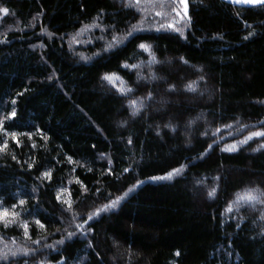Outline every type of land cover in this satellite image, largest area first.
<instances>
[{
	"label": "trees",
	"instance_id": "obj_1",
	"mask_svg": "<svg viewBox=\"0 0 264 264\" xmlns=\"http://www.w3.org/2000/svg\"><path fill=\"white\" fill-rule=\"evenodd\" d=\"M0 9V208L17 214L0 240L18 253L0 264H264V136L239 143L264 132V5L188 0L183 31L135 33L116 0ZM98 23L128 37L72 45Z\"/></svg>",
	"mask_w": 264,
	"mask_h": 264
},
{
	"label": "rangeland",
	"instance_id": "obj_2",
	"mask_svg": "<svg viewBox=\"0 0 264 264\" xmlns=\"http://www.w3.org/2000/svg\"><path fill=\"white\" fill-rule=\"evenodd\" d=\"M120 6H130L133 7L136 11L139 12V19L137 23L131 28L133 33L137 32V30H175V28H179L180 31H183L186 28L189 19V9H188V0L187 2V15H184L185 7L183 4L179 3L178 0L174 2V0H139V3H136V0H116ZM175 9V11H174ZM1 11V9H0ZM179 11L180 15L178 16L176 12ZM159 12L162 15L157 16L156 13ZM5 13L2 11L0 17ZM165 25V27H161V25ZM168 24H173L174 28L166 27ZM98 27H88L87 30L76 33L71 38V43L74 47H79L88 44H95L96 40L100 41V43H106L109 45L112 43L113 45L118 44L128 37L126 34H108L106 28L98 24ZM101 32L100 34L98 32ZM101 35L103 38L101 39ZM97 36V37H96ZM118 39V43H113V37ZM80 50V49H78ZM84 49H81L80 52H83ZM8 245L3 243L0 240V257L5 254H9L11 256V250L15 251V249L7 248Z\"/></svg>",
	"mask_w": 264,
	"mask_h": 264
},
{
	"label": "snow or ice",
	"instance_id": "obj_3",
	"mask_svg": "<svg viewBox=\"0 0 264 264\" xmlns=\"http://www.w3.org/2000/svg\"><path fill=\"white\" fill-rule=\"evenodd\" d=\"M174 2H176V0H174ZM178 2L184 5V7H185L184 15H187V2H186V0H178ZM243 2H245V3H249V4H259V3H264V0H243ZM136 3L138 4V3H139V0H136ZM2 11H3L5 14H7V12H8L7 9H2ZM174 11H175V9H174ZM176 14L179 16V15H180V12L177 11ZM156 15H157V16H160V15H162V14L159 13V12H157ZM88 27H98V25L85 26L84 29H81V33H82L83 31L87 30ZM161 27L163 28V27H165V25L162 24ZM166 27H168V28H174V25H173V24H168ZM175 30H176V31H180L179 28H175ZM78 35H79V33H78ZM129 35H130V33H129ZM73 39L75 40V37H73ZM118 42H119L118 39L114 36V37H113V43H118ZM112 46H113L112 43H110V44L108 45L109 48H111ZM139 47H140L141 49H143L144 51H146V52H149V53L151 52L150 47H149L148 45H146V44H140ZM153 62H157V61H155V58H154V57L152 58V60L150 61V63H153ZM125 67H128V66L125 65ZM132 67H138V66L133 65ZM114 77H115V74L113 73V74H111V75H106V76L104 77V79L109 80V81L111 82V81L113 80ZM117 79H118V78H117ZM201 79H202V77H201ZM194 83H195V82H193L192 84H189V85H188V90H189V91H195V90H196L195 87L193 86ZM121 91L123 92V90H121ZM128 91H131V89L129 88ZM149 98H150V97H149ZM136 104H137V101H135V100H133V101L130 102V106H133V107H134ZM140 107H143V104H142V103L140 104ZM140 107H134V111L132 112V115H136V114L140 111ZM10 117H15V112L10 113ZM169 127H170V126H169ZM228 127H231V125H228ZM0 129H2V125H0ZM173 130H174V129H173ZM5 135H8V133L5 132ZM11 136H12L13 140H14V141L17 143V145H18V144H19V141L16 139V134H15V133H11ZM254 136H255V137L264 136V132H253L250 136L246 137L243 141H239V143H247L248 140L252 139V137H254ZM29 139H31V136H29ZM130 142H131V141H129V143H130ZM7 147H8L7 141H4L3 144H0V151H3V150L6 149ZM32 147H35V144H33ZM209 147H211V145H210ZM235 148H236V145L234 144V145L228 146L225 150H227V151H233V150H235ZM13 159H15V156H13ZM68 160H69V162H71V157H69ZM177 172H179V169H174L173 172H170V173L168 174V177H162V178H159V179L170 178V177L173 175V173H177ZM41 175H42L44 178H46V179H49V180L51 179V172H50V171H46V172L42 173ZM154 179H157V178H154ZM77 183H79V181H77ZM132 190H133V189H129V191H132ZM253 191H254V190H253ZM215 193H216V189L213 188V189L208 193V195H209V197H214V196H215ZM126 195H127V193H125V196H126ZM122 198H123V197H119V198H117V200L112 201L109 205H105V206H104V210H107V209L110 208V207H115V205H116V204L119 202V200L122 199ZM57 199H59V196L57 197ZM237 199H238V200H240V199H246L248 202H251V201H253L254 199H257V198H255V197L249 195V196H247V197H238ZM24 203H25V202H24L23 200H20V201H19V204H20V205H23ZM64 203H67V204H68V208L71 209V202H70V201H64ZM15 207H16V205H13V208H15ZM99 211H100V210H97L96 213H95V215H99ZM228 211H229V212L232 211L231 206H229ZM16 215H17V214H16L15 212H9L8 209L0 208V223H2V224L4 225L5 228H7L8 225H9V223L11 222V221L9 220V217H12L13 220H14V218L16 217ZM88 219L91 220V219H92V215H89V216H88ZM35 223L39 224V226H40L41 228L44 227V225H43V224H40L39 221H36ZM23 227H24V229H25V235L27 236V228H28V225L25 223V224L23 225ZM78 227H79V226H78ZM72 235H73V233H71V232L68 233V237H69V238H71ZM28 238L30 239V237H28ZM33 243H39V241H33ZM57 243L63 245V244L65 243V241H64L63 239H61V240L57 241ZM48 247L51 248V247H53V245H48ZM19 252L22 253L24 256H29V255L31 254V253L29 252L28 249H20ZM17 254H18L17 252H12L11 255H12L13 257H15V256H17ZM177 255H179V253H177ZM6 256H7V254H5V257H4V258H6Z\"/></svg>",
	"mask_w": 264,
	"mask_h": 264
},
{
	"label": "water",
	"instance_id": "obj_4",
	"mask_svg": "<svg viewBox=\"0 0 264 264\" xmlns=\"http://www.w3.org/2000/svg\"><path fill=\"white\" fill-rule=\"evenodd\" d=\"M222 1L227 2L236 7H240V8H250V7H257V6L264 5V3L249 4V3L243 2V0H222Z\"/></svg>",
	"mask_w": 264,
	"mask_h": 264
}]
</instances>
